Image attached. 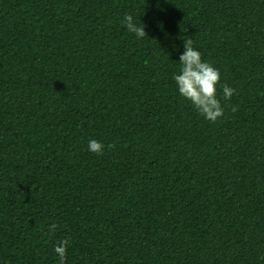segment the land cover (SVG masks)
Here are the masks:
<instances>
[{
  "label": "trees",
  "instance_id": "obj_1",
  "mask_svg": "<svg viewBox=\"0 0 264 264\" xmlns=\"http://www.w3.org/2000/svg\"><path fill=\"white\" fill-rule=\"evenodd\" d=\"M188 39L216 122L173 79ZM65 238V264H264V0H0V264Z\"/></svg>",
  "mask_w": 264,
  "mask_h": 264
},
{
  "label": "clouds",
  "instance_id": "obj_2",
  "mask_svg": "<svg viewBox=\"0 0 264 264\" xmlns=\"http://www.w3.org/2000/svg\"><path fill=\"white\" fill-rule=\"evenodd\" d=\"M122 23L128 32L135 34L137 39L147 35L145 25L142 23L138 26L134 17L129 13H125ZM179 62L181 65L180 73L173 76L179 94L190 101L205 119L216 122L222 118L225 109L220 99L217 98V86L220 85L221 80L219 69L202 59L201 52L194 47V42L191 39L185 40L184 52L180 55ZM221 87L225 100H230L234 94H237L236 89L227 84L221 85ZM231 110L236 112L238 106ZM105 147L102 142L95 139L88 143L89 151L97 155H102ZM114 147V144L107 145L108 149ZM57 227L58 225L55 223L50 224V233H55ZM70 243V240L65 238L54 247V251L59 257V264H65Z\"/></svg>",
  "mask_w": 264,
  "mask_h": 264
}]
</instances>
